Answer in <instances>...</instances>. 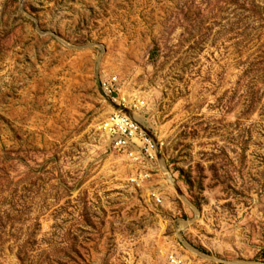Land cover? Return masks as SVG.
Returning a JSON list of instances; mask_svg holds the SVG:
<instances>
[{"label": "rangeland", "instance_id": "1", "mask_svg": "<svg viewBox=\"0 0 264 264\" xmlns=\"http://www.w3.org/2000/svg\"><path fill=\"white\" fill-rule=\"evenodd\" d=\"M171 252L264 264V0H0V264Z\"/></svg>", "mask_w": 264, "mask_h": 264}, {"label": "built area", "instance_id": "2", "mask_svg": "<svg viewBox=\"0 0 264 264\" xmlns=\"http://www.w3.org/2000/svg\"><path fill=\"white\" fill-rule=\"evenodd\" d=\"M103 128L108 135L112 136L114 146L117 149L130 146L138 148L139 146L148 154V157L153 159V155L156 153V144L146 135L141 134L139 126L125 113H114ZM167 262L168 264H190L184 258L172 252L167 254Z\"/></svg>", "mask_w": 264, "mask_h": 264}, {"label": "bare ground", "instance_id": "3", "mask_svg": "<svg viewBox=\"0 0 264 264\" xmlns=\"http://www.w3.org/2000/svg\"><path fill=\"white\" fill-rule=\"evenodd\" d=\"M105 133H107L106 131H104Z\"/></svg>", "mask_w": 264, "mask_h": 264}]
</instances>
